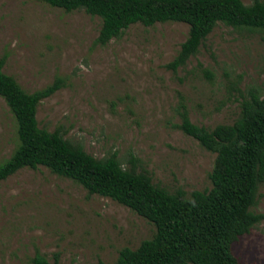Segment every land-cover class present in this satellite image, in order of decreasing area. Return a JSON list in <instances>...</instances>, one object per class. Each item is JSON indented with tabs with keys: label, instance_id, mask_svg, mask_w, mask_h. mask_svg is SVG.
<instances>
[{
	"label": "rangeland",
	"instance_id": "rangeland-1",
	"mask_svg": "<svg viewBox=\"0 0 264 264\" xmlns=\"http://www.w3.org/2000/svg\"><path fill=\"white\" fill-rule=\"evenodd\" d=\"M253 0H242L246 5ZM101 21L39 0H0L3 72L27 93L58 77L64 85L40 102L38 125L59 130L96 159L113 154L169 192L211 188L216 155L183 134L178 107L192 123L232 124L241 95L264 91V32L217 25L198 53L175 72L165 68L188 34L179 22L130 26L105 46L95 44ZM18 143L0 98V163ZM254 213L264 215V183ZM155 227L117 202L89 195L45 167L24 168L0 182V264H114ZM241 264H264V220L232 246Z\"/></svg>",
	"mask_w": 264,
	"mask_h": 264
},
{
	"label": "trees",
	"instance_id": "trees-1",
	"mask_svg": "<svg viewBox=\"0 0 264 264\" xmlns=\"http://www.w3.org/2000/svg\"><path fill=\"white\" fill-rule=\"evenodd\" d=\"M65 12L83 11L101 21L95 44L105 46L130 26L152 27L179 22L188 34L176 56L165 65L175 72L195 56L204 40L222 24L233 29L264 32V0H39ZM0 58V98L14 120L18 143L0 163V182L21 169L45 167L82 186L89 195L109 198L155 227L150 239L135 249L123 248L114 264H241L232 252L239 237L264 220L254 213L257 191L264 183V91L241 95L240 112L230 125L213 129L191 122L184 104L178 107L177 128L216 155L209 173L211 188L169 192L151 178L125 168L115 154L96 159L64 133L38 125L37 108L64 85L60 77L27 93L3 72ZM32 264L50 263L36 254ZM98 264H104L99 262Z\"/></svg>",
	"mask_w": 264,
	"mask_h": 264
}]
</instances>
